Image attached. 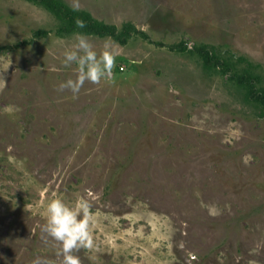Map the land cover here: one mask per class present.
I'll return each mask as SVG.
<instances>
[{"label": "rangeland", "instance_id": "obj_1", "mask_svg": "<svg viewBox=\"0 0 264 264\" xmlns=\"http://www.w3.org/2000/svg\"><path fill=\"white\" fill-rule=\"evenodd\" d=\"M59 1L146 38L88 35L98 52L110 43L112 72L60 91L79 31L0 0V264H62L37 224L51 199L76 206L89 189L81 264H264V103L230 77L249 62L264 101V0Z\"/></svg>", "mask_w": 264, "mask_h": 264}, {"label": "clouds", "instance_id": "obj_2", "mask_svg": "<svg viewBox=\"0 0 264 264\" xmlns=\"http://www.w3.org/2000/svg\"><path fill=\"white\" fill-rule=\"evenodd\" d=\"M73 7L78 9L76 0H73ZM77 25L79 28L85 27L82 20H78ZM75 37L76 43L72 50H66L63 53L62 64L65 68L75 64L76 78H69L59 84L60 91L68 89L73 94L79 93L86 81L100 83L111 74L115 64V53L107 40L98 52L86 33L77 32ZM90 196L89 189L76 206H70L59 197L51 199L46 206V222L42 226L37 224L47 237L60 243L58 255L63 257L62 264H81L76 253L81 248L94 247L90 230L93 222ZM31 264H46V261L36 256Z\"/></svg>", "mask_w": 264, "mask_h": 264}, {"label": "trees", "instance_id": "obj_3", "mask_svg": "<svg viewBox=\"0 0 264 264\" xmlns=\"http://www.w3.org/2000/svg\"><path fill=\"white\" fill-rule=\"evenodd\" d=\"M34 1L40 5H43L45 8L50 10L60 21L62 25L58 28L57 33H70L73 31H79L86 33L87 35H93L97 37H110L117 41L118 43L124 45L132 36V34H139L140 36L146 38V35L138 31L133 25L126 24L120 32L117 31L115 26L106 25L102 22L95 20L88 12L82 11L77 12L73 9L67 8L59 0H30ZM82 20L85 23L84 28H79L77 21ZM38 35H46V32H37ZM173 49H178L184 51L185 47L182 43L171 47ZM197 53L203 59L204 64L207 67L216 66L224 74L231 73V68L223 64L215 57L214 53H210L209 50L202 48L197 49ZM240 62L244 61L243 58L238 59ZM247 70L242 71L241 73H233L230 75L231 78L235 79L239 84L247 89L248 97L258 101L263 102V98L259 97L256 94L255 84L257 83L258 78L251 74V69L253 68L249 62H246Z\"/></svg>", "mask_w": 264, "mask_h": 264}]
</instances>
